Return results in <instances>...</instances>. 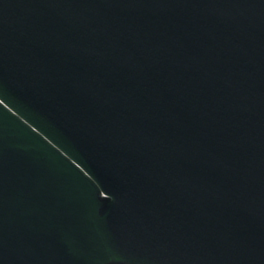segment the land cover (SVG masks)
I'll return each mask as SVG.
<instances>
[{"label": "water", "instance_id": "95a60500", "mask_svg": "<svg viewBox=\"0 0 264 264\" xmlns=\"http://www.w3.org/2000/svg\"><path fill=\"white\" fill-rule=\"evenodd\" d=\"M0 264H264V0H0Z\"/></svg>", "mask_w": 264, "mask_h": 264}]
</instances>
